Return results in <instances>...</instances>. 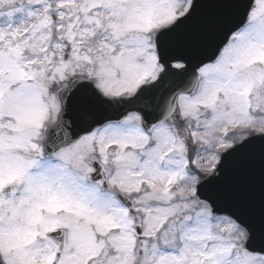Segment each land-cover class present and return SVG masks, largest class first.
<instances>
[{
    "label": "snow or ice",
    "instance_id": "snow-or-ice-1",
    "mask_svg": "<svg viewBox=\"0 0 264 264\" xmlns=\"http://www.w3.org/2000/svg\"><path fill=\"white\" fill-rule=\"evenodd\" d=\"M0 264H264V0H0Z\"/></svg>",
    "mask_w": 264,
    "mask_h": 264
}]
</instances>
